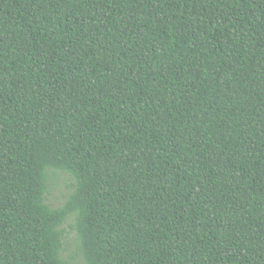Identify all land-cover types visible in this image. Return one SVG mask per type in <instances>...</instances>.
Returning a JSON list of instances; mask_svg holds the SVG:
<instances>
[{"label":"trees","instance_id":"obj_1","mask_svg":"<svg viewBox=\"0 0 264 264\" xmlns=\"http://www.w3.org/2000/svg\"><path fill=\"white\" fill-rule=\"evenodd\" d=\"M77 260L264 264V0H0V264Z\"/></svg>","mask_w":264,"mask_h":264},{"label":"rangeland","instance_id":"obj_2","mask_svg":"<svg viewBox=\"0 0 264 264\" xmlns=\"http://www.w3.org/2000/svg\"><path fill=\"white\" fill-rule=\"evenodd\" d=\"M73 185V182L69 180L65 175H58V177L55 180H52V186L50 190V195L48 199V203L52 207H59L64 202L66 197L71 192V186ZM68 229V228H67ZM69 230V229H68ZM66 243L70 246L71 252H75V240H74V234L69 233L66 237ZM75 264H81L80 260H77Z\"/></svg>","mask_w":264,"mask_h":264}]
</instances>
